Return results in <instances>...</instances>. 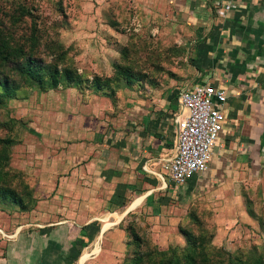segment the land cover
I'll return each mask as SVG.
<instances>
[{
	"label": "crops",
	"instance_id": "obj_1",
	"mask_svg": "<svg viewBox=\"0 0 264 264\" xmlns=\"http://www.w3.org/2000/svg\"><path fill=\"white\" fill-rule=\"evenodd\" d=\"M133 2L160 4L166 14L157 17L178 20V41L199 68L187 65L186 72L226 91L222 130L207 168L178 191L168 190L164 165L176 151L180 112L172 110L173 96L151 91L143 98L127 91L115 104L109 99L98 104L96 95L86 99L67 88L66 96L55 98L64 105L37 109L35 130L17 157L36 196L26 217L36 219L46 238L44 245L36 242L37 256L51 246L49 240L61 242L60 232L72 230L78 235L70 245H85L97 232H123L119 225L129 213L150 219L170 213L173 199L179 210L194 205L211 213L219 228L246 217V200L264 202V0ZM43 106H50L47 98Z\"/></svg>",
	"mask_w": 264,
	"mask_h": 264
},
{
	"label": "rangeland",
	"instance_id": "obj_2",
	"mask_svg": "<svg viewBox=\"0 0 264 264\" xmlns=\"http://www.w3.org/2000/svg\"><path fill=\"white\" fill-rule=\"evenodd\" d=\"M163 13L160 4L133 0H0V30L9 31L11 42L39 61L44 80L43 85L36 78L27 80L14 69L17 58L7 57L0 65V76L8 75L14 89L0 94V189L16 190L14 194L31 207L21 208L12 195H0V264H184L180 258L189 240L183 229L200 243L196 264H264V202L257 198L246 200V217L222 228L211 213L194 205L179 210L173 199L170 213L154 219L129 213L119 225L123 232H97L87 244L78 241L76 246L70 241L77 233L60 232L61 242L49 240L51 246L39 256L33 252L36 242L44 245L46 238L39 231L42 227L34 225L36 219L26 217L35 208L36 196L20 192L21 185H33V179L20 170L17 157L20 144L35 130L37 109L64 105L66 101L55 98L75 88L86 99L96 95L93 105L96 99L98 104L107 99L115 104L127 91L143 98L154 91L160 98L173 96L174 111L180 109L175 90L202 80L193 70L186 72L187 65L199 68L191 61L193 53L178 41V20L156 15ZM31 37L36 38L34 46ZM55 70L60 83L52 87L49 73ZM46 98L50 106L45 108ZM137 257L142 259L135 263Z\"/></svg>",
	"mask_w": 264,
	"mask_h": 264
},
{
	"label": "built area",
	"instance_id": "obj_3",
	"mask_svg": "<svg viewBox=\"0 0 264 264\" xmlns=\"http://www.w3.org/2000/svg\"><path fill=\"white\" fill-rule=\"evenodd\" d=\"M225 9L230 5L226 4ZM180 112L176 117V151L165 162V178L175 191L196 173L205 170L223 127L226 91L209 82L197 81L177 91Z\"/></svg>",
	"mask_w": 264,
	"mask_h": 264
},
{
	"label": "trees",
	"instance_id": "obj_4",
	"mask_svg": "<svg viewBox=\"0 0 264 264\" xmlns=\"http://www.w3.org/2000/svg\"><path fill=\"white\" fill-rule=\"evenodd\" d=\"M12 39L14 38L10 35L9 31L0 30V65H3L7 57H9L10 59L17 58L15 60L16 67L14 69H16L18 72L20 70L19 73L25 75V78L27 80L36 78L38 79V83L40 85L41 84L43 85L44 80H42L43 76H41L42 67H40V64L38 63L39 61L31 55V52H29L28 55H25L26 50L22 48V45L13 44L11 42ZM31 41L33 46L37 44L35 37H31ZM56 74H58V70H55L54 74L49 73V76L52 75L50 80V84L52 85V87H56L60 83V81L55 76ZM66 80H68V77ZM70 81L71 80L67 81V83H70ZM13 92L14 89L10 87L8 84V75L7 77L0 76V94L9 95L12 94ZM1 161H2V157H0V162ZM21 187L22 190L20 189L21 190L20 192H32L33 190L31 185H29L28 183L22 184ZM14 192L17 191L8 188L0 189V195H2V197H6V194L12 195L11 199L16 204H18L19 207L30 209L31 208L30 205H26V202L23 201L22 196L18 197L17 195L14 194ZM182 232L187 236L189 241H188V245L184 247L183 249L184 255L180 259H185L184 264H196L197 257L199 256V252L197 249L200 243L196 242L195 237L192 234H189L187 230L183 229ZM130 233L132 238L135 239L136 234L134 232H130ZM141 259H142L141 257L134 258V262L135 263L140 262ZM177 263H180V261L177 260Z\"/></svg>",
	"mask_w": 264,
	"mask_h": 264
},
{
	"label": "bare ground",
	"instance_id": "obj_5",
	"mask_svg": "<svg viewBox=\"0 0 264 264\" xmlns=\"http://www.w3.org/2000/svg\"><path fill=\"white\" fill-rule=\"evenodd\" d=\"M108 227V226H107Z\"/></svg>",
	"mask_w": 264,
	"mask_h": 264
}]
</instances>
